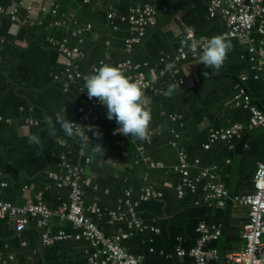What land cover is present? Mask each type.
Segmentation results:
<instances>
[{"label": "crops", "instance_id": "1", "mask_svg": "<svg viewBox=\"0 0 264 264\" xmlns=\"http://www.w3.org/2000/svg\"><path fill=\"white\" fill-rule=\"evenodd\" d=\"M149 1L160 28L130 51L126 40L132 33L127 17L143 0H0V199L24 206L40 198L54 210L69 202L70 189L49 176L51 171H60L59 160L65 153L73 165L85 169L87 216L106 235L127 234L122 245L142 264H195L189 254L181 255L179 250L189 252L197 244L200 225L223 228L229 209L234 224L205 246L217 248L220 254L208 264H222L221 254L226 264L227 255L244 246L240 233L248 218L247 207L234 204L233 199L255 191L257 164L264 162V127L250 129V112L243 106L248 95L264 111V65L258 54L264 51V38L254 31L248 42L229 39L233 48L219 70L197 63L198 58L181 62L177 58L187 28L213 36L224 32L225 21L209 18V0ZM14 10L20 22L12 20ZM64 39L83 53L77 62L81 75L72 80L66 75L68 60L54 46ZM128 58L158 90L145 92L151 101L149 138L141 141L114 134L118 125L107 118L106 106L100 107L91 125L102 136L97 139L92 132L87 134L90 144H102L105 153L103 159L96 157L89 164L91 145L65 136L59 124L56 135L50 136L47 121L55 122L56 112L62 109L70 121H77L87 93L83 77L101 61L115 66ZM167 63H175L173 73L160 75ZM179 79L185 83L177 84ZM170 84L175 85V92L166 97L163 93ZM235 123H241L243 129L232 140L204 147L213 130ZM29 134L40 136V148L28 144ZM182 152L193 175L208 169L211 177L205 181L212 178L226 185V206L206 201L205 181L197 191L179 195ZM148 186L161 197L141 201ZM127 200L135 205L145 228L130 226ZM118 208L125 219L112 218ZM48 229L53 238L60 233L64 237L45 245L36 223L17 232L13 217H0V264H92L97 249L88 240L75 237L79 230L72 222L53 216ZM100 259L105 256L101 254Z\"/></svg>", "mask_w": 264, "mask_h": 264}, {"label": "built area", "instance_id": "2", "mask_svg": "<svg viewBox=\"0 0 264 264\" xmlns=\"http://www.w3.org/2000/svg\"><path fill=\"white\" fill-rule=\"evenodd\" d=\"M208 16L210 19L222 18L225 21L224 32L217 35H224L228 39H234L240 42H248L254 31H257L264 38V0H209ZM31 12V7H28ZM0 12L3 10L0 8ZM14 22H20L17 11L10 12ZM110 19L114 18L109 14ZM127 20L130 24L132 36L126 40V45L131 51L136 48L148 31L156 26V10L149 0H143L130 9ZM23 23H26L24 20ZM89 28V27H88ZM81 34V32H79ZM216 36V35H213ZM213 36L199 35L194 28H187L182 38V50L179 53L178 60L183 62L189 58H198V52L204 42ZM187 41L190 45L196 47V51H190L189 47L184 46ZM54 46L68 60L66 75L69 79L79 77L81 74L77 69V62L82 58L83 53L78 45L71 46L67 39L54 43ZM252 52L255 50L252 48ZM261 62L264 65V51L258 52ZM127 76L137 82L144 92L152 90L158 92L157 88L152 86L151 81L147 80L139 66L135 65L130 58L116 63ZM166 73L164 69L160 70V75ZM183 79H179L177 84H184ZM243 106L250 112L248 127L258 129L264 127V111L252 104L248 95H245ZM104 107L95 98L89 99L87 93L84 95L78 109V120L72 122L81 125L92 124L96 120V111ZM243 129L241 123H235L222 130H213L209 135V141L204 145L209 149L214 143L228 142L237 136ZM64 144L63 142H61ZM179 173L181 183L178 193L183 196L186 191L195 192L199 189L202 182L209 175V170H203L197 175L190 171V162L185 153L180 154ZM59 172L51 171L49 176L65 185L70 189L69 202L62 204L54 210L47 206L40 198L37 201H30L24 206H14L10 202L0 199V217L7 215L15 220V230L24 231L32 222L36 223L45 245H51L56 239H62L63 233L57 238H53L49 233V223L53 216L72 222L79 233L75 236L77 239L84 238L97 250L91 256L92 264H142L141 260L135 255L129 253L122 245L123 241L128 238L127 234L116 233L112 235L104 234L98 226L87 216L84 206L83 191V173L82 165H73L67 155L63 153L59 160ZM255 191L245 197H236L233 199L234 204L247 207L248 218L242 226L240 236L244 241V246L235 252L227 255L226 264H264V162L257 164L254 174ZM205 199L211 205L220 207L226 206L229 199V191L225 184L214 181L212 178L204 182ZM161 193L153 187L148 186L140 195L141 201H148L152 198H160ZM127 217L130 226L138 229L146 226L139 219L135 205L129 200L126 201ZM114 220H123L126 217L121 210H114L111 213ZM200 237L197 244L186 252L179 250V254H189L195 261V264H208L211 260L219 259L220 254L217 248L205 249L210 241H217L222 235V226H208L202 224L198 228ZM101 254L105 256L104 260L100 259Z\"/></svg>", "mask_w": 264, "mask_h": 264}, {"label": "clouds", "instance_id": "3", "mask_svg": "<svg viewBox=\"0 0 264 264\" xmlns=\"http://www.w3.org/2000/svg\"><path fill=\"white\" fill-rule=\"evenodd\" d=\"M185 47L190 51H196L194 45L184 42ZM231 41L224 35H216L207 39L198 52L197 63H202L206 68L219 70L228 53L232 50ZM175 68V63L165 64L164 71L171 72ZM84 89L88 98L97 99L100 104L106 106L107 118L115 120L118 127L114 134H122L125 137H134L144 141L149 138L150 123L152 120L150 97L142 90V87L131 77L127 76L119 67L101 61L99 67L83 77ZM84 90V91H85ZM175 92V85L170 84L163 93L166 97H171ZM48 133L50 136L56 135V125L59 124L64 135L69 138H79L86 145H91L88 155V163L91 164L96 157L103 159L105 149L102 144H90V137L87 134L92 132L93 136L100 139L102 133L95 125H81L70 121L67 118L66 109L57 111L55 122L51 119L47 121ZM29 145L38 148L42 146V140L38 134L27 136Z\"/></svg>", "mask_w": 264, "mask_h": 264}, {"label": "water", "instance_id": "4", "mask_svg": "<svg viewBox=\"0 0 264 264\" xmlns=\"http://www.w3.org/2000/svg\"><path fill=\"white\" fill-rule=\"evenodd\" d=\"M172 16H174V14ZM159 28H160V26H154L153 28H151L150 31L141 40V42L139 43L138 47L141 46L144 43V41L149 37V34L154 32L155 30H158ZM235 77H237V76H235ZM235 79H238V77L235 78ZM242 85H243V83H242ZM228 214H229V209H227L226 214H225L224 225H223V228H222L223 234L227 231L229 225H233L234 224V222L232 220H229ZM220 259H221V263L225 264L224 257H223L222 254H221V258Z\"/></svg>", "mask_w": 264, "mask_h": 264}]
</instances>
